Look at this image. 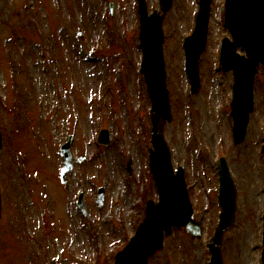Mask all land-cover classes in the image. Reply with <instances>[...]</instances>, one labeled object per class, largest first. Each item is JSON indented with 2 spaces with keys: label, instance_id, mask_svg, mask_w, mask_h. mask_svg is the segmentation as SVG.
I'll return each mask as SVG.
<instances>
[{
  "label": "rangeland",
  "instance_id": "obj_1",
  "mask_svg": "<svg viewBox=\"0 0 264 264\" xmlns=\"http://www.w3.org/2000/svg\"><path fill=\"white\" fill-rule=\"evenodd\" d=\"M224 1L211 0L200 87L192 95L181 44L193 30L198 1L173 0L162 18L172 118L161 129L171 164L184 168L202 231L200 240L174 231L148 264L209 261L220 158L236 190L223 264H261L264 71L255 77L245 139L234 146L232 74L218 62L223 37L230 39ZM145 2L148 14L160 12L159 0ZM138 19V0H0V264H112L143 220L145 201H157L147 165L153 114L137 72ZM101 129L109 133L107 146L97 145ZM70 135L72 156L83 162L62 185L58 148ZM97 187L104 188L101 207Z\"/></svg>",
  "mask_w": 264,
  "mask_h": 264
},
{
  "label": "water",
  "instance_id": "obj_2",
  "mask_svg": "<svg viewBox=\"0 0 264 264\" xmlns=\"http://www.w3.org/2000/svg\"><path fill=\"white\" fill-rule=\"evenodd\" d=\"M162 13L168 11L172 0H160ZM209 0H201L200 11L196 19L193 34L185 39L186 66L192 83V90L198 88L197 61L204 51L206 43ZM226 26L233 41L225 39L221 53L223 68L233 70L234 85L231 102V116L234 121V143L239 144L245 137L249 114L253 111V79L257 65L264 68V0H227ZM140 41L144 51L143 73L152 101L153 131L150 150L151 172L157 184L159 202H147L145 219L138 227L129 244L116 256L115 264H147L148 258L163 249V237L171 236L172 229L183 231L190 239L199 238V225L193 219L183 175L179 168L172 172L167 144L163 140L161 125L170 121V110L165 89V71L162 55L163 34L161 30L162 16L154 13L146 17L141 4ZM240 46L247 59L236 54ZM157 122H160L158 125ZM103 139V140H102ZM1 140V135H0ZM101 142L107 144L106 137ZM1 148V141H0ZM264 153V146H263ZM65 157L64 168L60 172L61 182L71 168L69 144L62 147ZM220 173L219 202L222 213L214 237L208 243L211 263L223 264L221 245L224 233L233 223L235 210V192L225 161L218 166ZM1 210V201H0ZM264 264V251L262 253Z\"/></svg>",
  "mask_w": 264,
  "mask_h": 264
},
{
  "label": "bare ground",
  "instance_id": "obj_3",
  "mask_svg": "<svg viewBox=\"0 0 264 264\" xmlns=\"http://www.w3.org/2000/svg\"><path fill=\"white\" fill-rule=\"evenodd\" d=\"M257 195H258V193H256V196H257ZM250 198H251V200H252V199H253V196L251 195Z\"/></svg>",
  "mask_w": 264,
  "mask_h": 264
}]
</instances>
